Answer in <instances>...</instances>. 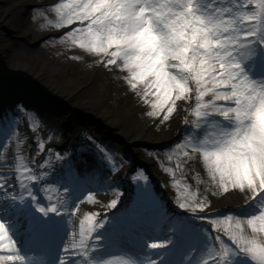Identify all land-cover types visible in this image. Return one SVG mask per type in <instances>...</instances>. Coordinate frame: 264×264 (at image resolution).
Listing matches in <instances>:
<instances>
[{
  "label": "snow or ice",
  "instance_id": "1",
  "mask_svg": "<svg viewBox=\"0 0 264 264\" xmlns=\"http://www.w3.org/2000/svg\"><path fill=\"white\" fill-rule=\"evenodd\" d=\"M41 19V28L59 33L48 39L126 71L149 116L163 123L186 113L176 167L195 171L201 163L208 193L239 192L245 202L238 211H217L208 195L181 191L164 203L136 168L126 200L117 191L102 214L87 213L77 226L84 197L95 203L82 191L88 176L72 154L20 136L21 118L33 133L40 126L16 104L0 114V125L10 124L18 152L31 139L44 159L30 166L17 155L15 169L0 173V264H264V235L246 232L264 234V0H57L33 6L32 20ZM98 151L109 171L121 170L123 161ZM166 171L175 175L173 167ZM114 246L122 258H105Z\"/></svg>",
  "mask_w": 264,
  "mask_h": 264
},
{
  "label": "rangeland",
  "instance_id": "2",
  "mask_svg": "<svg viewBox=\"0 0 264 264\" xmlns=\"http://www.w3.org/2000/svg\"><path fill=\"white\" fill-rule=\"evenodd\" d=\"M2 1H4L2 6L11 16L12 21L15 23L16 20L20 19V24L17 28L13 27L12 29L0 24V50H4L0 52V93L3 92L2 94L7 95L5 97L7 100L9 99L12 108L16 104H20L25 109L30 110L29 117L38 116V119L34 120L33 123L40 126L38 133H33L29 129V121L21 118L18 134L22 136L20 131H23L28 138H41L45 140L46 148L55 146V150L62 156L65 154L74 155L78 150L76 144H81L94 145L98 149L114 154L116 159L117 156L123 159V167L119 171L121 178L119 184L110 181L104 186L99 184L98 178L88 177V182L82 191L90 193L94 197L95 203L89 202L85 196L83 203L79 205L80 212L75 214L82 218L90 212L102 214L110 203L106 202L100 206L96 199L98 195L111 196L109 199L113 200L117 198L116 192L122 191L125 193L126 200L127 196L134 191V173L131 170L136 168L143 169L149 176V184L153 194L158 199L163 197L162 202L164 203L168 202V198L175 199L181 191L190 198L193 194L197 195L198 188L192 183L194 178L201 179L197 177L195 172H193V178H190L191 174H187L183 170V164L176 167L175 145L182 142L189 131L184 123L181 125L179 134L171 139H166L167 141L137 140L129 144L124 133L119 130L114 132L103 120L100 115L101 111H98V106L86 104L81 107L78 102L74 103L72 100H68L67 93L79 88L82 82H86L93 73L94 70L92 69L95 65L102 68L108 67L100 63V57L87 52L85 49L70 46L59 40L48 39L52 33L59 35L58 31L52 32L49 28H41V24L44 22L42 19L32 20L33 6H48L56 3L57 0ZM48 15L50 18H55V13L51 11L48 12ZM46 83H53V86L59 89L63 88L66 92L65 96H59L47 89ZM2 102L3 100H0V103ZM181 119L182 117L177 118L173 124L175 125L176 121L180 123ZM81 128L84 131L83 135L76 130ZM6 131H11L10 124L0 125V133ZM50 133L57 138L49 140ZM16 139L17 136H14L15 141ZM27 141L31 142V139H27ZM24 143L25 141L21 145ZM31 143L33 158H36L33 163L39 164L43 161L44 155L37 151L36 143ZM69 146L71 148L67 150ZM5 149L6 151L0 152L1 157H5V154L12 155V161H14L19 155L22 157L21 163L30 165L19 152L12 151L10 147ZM165 149H169V153L165 155L162 165L158 161V155L161 154L160 152L166 151ZM142 152L152 153L146 156ZM98 153L100 152L97 151ZM169 154L172 155L171 160L168 159ZM91 155L94 156V154ZM145 156L154 158L155 162L146 159ZM0 165L1 167L13 166L11 162L9 164L0 163ZM168 167L175 168L174 176L166 171ZM87 176L93 177L91 174H87ZM176 182H179V187L176 186ZM186 184L189 186L188 188H185ZM40 187L37 186L36 191H39ZM44 194L52 195L50 192ZM243 205L241 201H231L224 209L221 208L217 211H238ZM108 210L115 211L113 209ZM246 232L249 235H256V238L260 239L258 234H253L249 230ZM113 254H118V252L113 250L107 257L111 258Z\"/></svg>",
  "mask_w": 264,
  "mask_h": 264
},
{
  "label": "bare ground",
  "instance_id": "3",
  "mask_svg": "<svg viewBox=\"0 0 264 264\" xmlns=\"http://www.w3.org/2000/svg\"><path fill=\"white\" fill-rule=\"evenodd\" d=\"M4 1L0 0V24L6 25L11 29L17 28L20 24V19L16 20L14 23L11 19V16L7 14L6 9L3 8L2 4ZM52 32H57L55 28H49ZM1 37V34H0ZM4 51L3 49L0 52ZM3 63V62H2ZM93 67V66H92ZM101 66L97 67L95 65L92 70L93 73L86 80V82H82L79 88L76 90L69 91L66 95L69 99L74 103L78 102L81 107L86 104H92L93 106H98V111L100 112L103 120L111 127L114 132L119 130L124 133L126 136L127 142L133 143L137 140H147L151 142H161L167 141L166 139H171L174 136L178 135L181 129V125L183 124L184 115L186 113H173L172 118L169 121L161 123L158 118H154L148 115V112L151 111L149 105L145 104L141 99L140 95L134 92L124 77L128 75L126 71H121L116 68H102ZM110 70V71H109ZM39 79V78H37ZM53 83H46V88L51 90L53 93L59 96H65L66 92L63 88H57L53 86ZM3 93V92H2ZM0 93V100H3L0 103V114L10 111L12 108L9 103V99L5 96L6 94ZM89 98V100H87ZM93 106H87L92 108ZM182 117V121H176L174 125L173 122L178 118ZM190 119H193L192 116H189ZM78 133L81 135L84 134V131L81 129H76ZM9 132H1L0 133V148L10 147L12 151H17V139L14 140V136H9ZM22 136L24 135V132ZM77 152L73 155V163L78 166L79 170L84 174H91L93 177L98 178L99 184H103L104 186L108 184L110 181L116 184L121 182L120 174L113 173L109 171L110 165L106 163V161L102 158L101 154L98 153V148L94 145H77ZM71 146L68 147L67 150H70ZM166 151L160 152L158 155V161L161 164L164 161V157L167 153H169V149H165ZM18 152V151H17ZM19 153L22 154L26 161L30 163V165L36 160L33 158V146L32 143L25 140L23 145H20ZM152 152H142V154L149 156ZM91 154H94L92 156ZM8 155V154H5ZM151 161L155 162V159L147 158ZM10 159H5L4 162L9 161ZM118 161H122V157L117 156ZM3 159L0 161L2 162ZM157 161V162H158ZM152 163V162H151ZM164 164V163H163ZM162 164V165H163ZM183 170L187 174H191L190 178H193V172L197 174V177L201 180H197V178L193 179V186L198 188L197 195H208V198L212 200V207L214 210L224 209V207L228 206L231 201H241L242 204L245 202V195L239 192H234L233 194L227 196H213L206 191L208 186L209 177L207 175V171L202 167L201 163H198L195 166V171L190 170L186 165L183 164ZM8 168V167H6ZM3 169V168H0ZM39 186V185H38ZM37 189V188H36ZM45 195V194H44ZM98 195V194H97ZM111 197V196H110ZM108 196L98 195L96 197L98 204L101 206L106 202H111V199ZM78 218L74 221V223L78 226L79 220L83 219L81 216L75 214ZM246 230L252 231L250 227ZM264 234H258L259 238ZM110 253V249L104 254L105 258H108V254ZM4 254V253H0ZM53 257L55 258V253L53 252ZM31 255V254H30ZM119 260L122 258L112 257ZM111 259V258H108Z\"/></svg>",
  "mask_w": 264,
  "mask_h": 264
}]
</instances>
